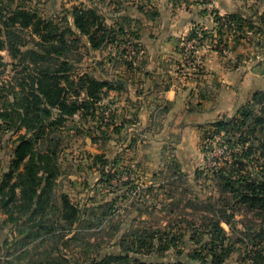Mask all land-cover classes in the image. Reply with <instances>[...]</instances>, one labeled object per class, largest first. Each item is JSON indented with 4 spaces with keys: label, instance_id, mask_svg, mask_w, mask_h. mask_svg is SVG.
Wrapping results in <instances>:
<instances>
[{
    "label": "rangeland",
    "instance_id": "obj_1",
    "mask_svg": "<svg viewBox=\"0 0 264 264\" xmlns=\"http://www.w3.org/2000/svg\"><path fill=\"white\" fill-rule=\"evenodd\" d=\"M19 6L61 31L67 26L74 30V8L95 9L114 31V44L93 53L81 49V55L71 61L72 74L110 81L113 89L100 93V101L89 110L65 117L47 137L44 152L51 156L56 177L38 212L33 215L36 207L32 206L8 213L0 205V264H55L57 260L85 264L99 254L121 257L130 252L135 235L142 237L152 228L186 233L189 255L195 251L205 255L208 235L201 234L208 230L206 218L211 217L205 206L225 198L215 175L231 166L234 157L242 162V154L261 140L254 122L264 111V99L258 107L252 99L239 103L234 112L223 116L217 122H235L225 131L214 128V122L207 124L195 152L188 155L179 152L178 136L167 135L160 109L169 104L159 100L157 88L165 87L161 83L194 79L191 75L199 78L215 60L223 63L228 75L237 73L238 80L263 68L264 25L254 17L259 13L264 19V0L0 1L4 14ZM31 39L27 37L28 42ZM3 63L9 66L4 69ZM11 64L8 50H0V83H15L29 74ZM85 98L83 92L78 102ZM245 114L251 115L248 121ZM20 135H0V185ZM210 155L218 156V171L209 169ZM253 171L250 165L243 174ZM67 199L84 218L75 233L65 237L59 226ZM230 204L237 227L231 242L235 251L225 264H264V216L239 201ZM33 223L47 229L36 232ZM195 230L199 235L192 237ZM86 243L92 245L88 251ZM139 252L143 253L139 258L149 254ZM175 254L176 250L168 255L176 259ZM114 260L103 264H136Z\"/></svg>",
    "mask_w": 264,
    "mask_h": 264
},
{
    "label": "trees",
    "instance_id": "obj_2",
    "mask_svg": "<svg viewBox=\"0 0 264 264\" xmlns=\"http://www.w3.org/2000/svg\"><path fill=\"white\" fill-rule=\"evenodd\" d=\"M4 11L0 7V50H8L14 62L11 67H23L29 74L16 79L15 83H0V135L5 132L21 134L9 172L3 175L0 185V205L8 213L13 208L24 211L34 206V215L44 202L43 198L48 189L52 188L56 177V172L49 164L51 156L48 151L44 152L47 137L60 127L65 117H73L82 110H89L90 106L100 101V93L113 89L112 82L99 80L89 74L74 77L71 61H76L73 58L81 55V49L93 53L114 44L111 38L114 31L108 28L95 9L74 8L71 13L74 30L67 26L64 31L53 23L43 22L23 6L6 14ZM231 18L237 21L240 19ZM259 21L264 25L263 18ZM247 24L251 28L255 27ZM28 36H31V42L27 41ZM35 36L38 40L34 39ZM29 44L33 46L28 48ZM1 65L4 69L9 66L4 63ZM83 92L86 98L80 104L78 101ZM263 99L264 92H258L251 102L258 107ZM250 116L245 114V120L248 121ZM234 123L220 121L213 127L222 132ZM254 123L256 131H260L261 140L258 144H253L247 153L242 154V162L234 157L231 166L221 169L215 175L218 189L225 198L205 206L211 215L206 218L209 221L208 230L201 234L208 235L205 255L198 251L189 255L190 248L184 242L186 233L172 234L152 228L146 230L142 237L135 235L137 241L133 242L132 248H128L130 252L122 254L121 257L115 254H99L93 259L90 256V262L85 264H103L110 259H115L116 262L128 260L136 264H225L235 251L231 242L237 227L235 216L229 213L230 202L239 201L250 212L255 211L259 216H264V111L255 118ZM243 159L247 162H243ZM250 165L254 166V171L243 174ZM41 173L43 176H40ZM63 210V223L59 229L68 237L75 233L76 228L83 222L84 215L68 199L63 202ZM33 224L36 232L47 229L41 223ZM197 235L199 231L195 230L191 236ZM75 236L70 240L73 241ZM180 244H183V248H180ZM85 245L87 251L92 248L89 243ZM139 250L149 254L139 258L137 255L143 254ZM175 250L177 258L173 259L168 254ZM152 253L157 256H152ZM56 262L61 264L59 260L55 264Z\"/></svg>",
    "mask_w": 264,
    "mask_h": 264
},
{
    "label": "crops",
    "instance_id": "obj_3",
    "mask_svg": "<svg viewBox=\"0 0 264 264\" xmlns=\"http://www.w3.org/2000/svg\"><path fill=\"white\" fill-rule=\"evenodd\" d=\"M254 18L259 20V13ZM222 69L223 63L215 60L205 70V75L199 78L191 75L194 79L177 84L161 83L165 87L157 88L159 100L169 104L167 108L160 109L162 120L167 125L164 128L169 131L167 135L180 138L181 154L195 152L194 146L207 124L216 123L234 112L239 103L251 100L258 92H264V67L254 69L239 80L237 73L228 75ZM213 88L217 96L215 101L211 96ZM190 163L193 164V161Z\"/></svg>",
    "mask_w": 264,
    "mask_h": 264
},
{
    "label": "built area",
    "instance_id": "obj_4",
    "mask_svg": "<svg viewBox=\"0 0 264 264\" xmlns=\"http://www.w3.org/2000/svg\"><path fill=\"white\" fill-rule=\"evenodd\" d=\"M218 156H215V155H210L209 159H208V167L209 169H211L212 171L215 170V171H218Z\"/></svg>",
    "mask_w": 264,
    "mask_h": 264
}]
</instances>
